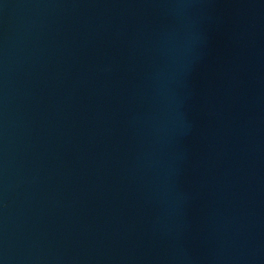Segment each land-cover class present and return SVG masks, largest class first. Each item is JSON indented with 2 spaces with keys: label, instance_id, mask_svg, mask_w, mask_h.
<instances>
[{
  "label": "water",
  "instance_id": "obj_1",
  "mask_svg": "<svg viewBox=\"0 0 264 264\" xmlns=\"http://www.w3.org/2000/svg\"><path fill=\"white\" fill-rule=\"evenodd\" d=\"M0 264H264V0H0Z\"/></svg>",
  "mask_w": 264,
  "mask_h": 264
}]
</instances>
